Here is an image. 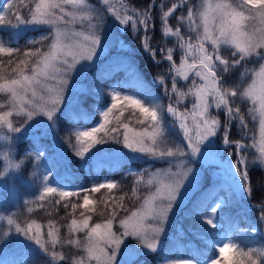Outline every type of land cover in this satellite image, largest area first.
Segmentation results:
<instances>
[{
  "label": "snow or ice",
  "instance_id": "6c2138e0",
  "mask_svg": "<svg viewBox=\"0 0 264 264\" xmlns=\"http://www.w3.org/2000/svg\"><path fill=\"white\" fill-rule=\"evenodd\" d=\"M99 3L107 6L105 12L114 17L119 25L126 27L131 23L134 31L142 26L145 33L143 47L145 51H152L147 41L150 39L148 36L150 27H155L152 22L157 0H150L143 12L125 8L123 16L118 9L110 5V0H99ZM0 8H2L0 25L6 23L12 27L48 25L51 29L48 35L41 36L39 41L33 42L40 43L46 47V50L37 48L35 51L24 52L25 57L36 58L30 69L26 60H20L13 69L16 73L14 78L0 77L3 81L0 82V93L7 95V102H0V128H6L13 134H27L35 125L43 128L44 133L58 132L57 121L60 118L58 113L63 111L65 93L73 92L72 82L76 74L89 69L115 39L105 30V16L90 3V0H28V2L4 0ZM181 8H186V15L176 16L175 13ZM24 9H27V16L24 15ZM159 11L162 34L176 37L179 47L184 50V56L180 58L179 64L174 62L173 48H167L163 56V59L173 62L170 67L173 73L171 92L176 94L175 101L170 103L166 110L179 121L182 142L168 146L158 105L145 107L140 100L131 96L121 97L118 92L112 93V104L106 111L100 113L103 121L97 127L89 130H73L65 136L64 139L69 147H74L72 137H75L76 145L79 146L76 155L83 156L89 148L106 142L104 137H107L109 132L116 133L111 139L116 143L122 142L124 148L130 149L133 153H143L166 161L168 164L165 169L142 170L139 174L135 171L131 172V175L137 177L132 187L133 195L137 194L138 186L141 184L148 190L147 194L141 197L143 203L137 210L127 212L125 209L126 214L121 217L117 209L113 208L103 223H91L92 216L81 211L82 219L70 221L68 225L70 233L84 234L82 240L64 241L76 245L83 253L79 260L73 259L71 264H137L133 259L127 262L121 261L118 256H136L138 247L156 252L162 237L166 234L171 214L180 197L190 190V185L193 189L199 183L200 178L195 171L194 162L196 160L202 162V158H207L208 154L215 158L214 138L219 137L226 148H233L228 152V156L234 158L235 165H230L229 170L232 175L239 178L243 192L251 196L248 162L244 150L255 145H248L241 139H233L229 133V126L233 120H236L247 135L246 115L252 116L255 120L256 113L259 112L260 131L264 136V0H201L199 6L191 4V0H180L179 3L166 6L161 0ZM9 16L14 17L15 24L8 19ZM170 18L176 20L174 29L169 27ZM257 19L262 27L249 31L250 22ZM77 23L85 30L75 31L70 28ZM65 41L71 42L65 43ZM222 46H228L230 49L227 54ZM17 51L19 50L0 45V53L11 55ZM152 55L155 59V52ZM82 61L88 63L85 65L81 63ZM249 64L253 66L249 67ZM20 65L24 67L21 68ZM234 71L238 73V79L228 84L225 74ZM189 72H194L200 83L193 80L187 91L182 92L177 85V77L188 80ZM158 82L164 83V77L159 76ZM189 95L195 98L190 113L194 125L191 128L188 124L189 114L175 106L181 103V96ZM248 102L251 103V107L245 114L243 106ZM212 107L224 109L226 119L223 123L211 115L209 109ZM129 108L138 110L140 117L150 118L153 131L134 132L128 123H124L121 118L124 117L125 109ZM114 110L119 112V115L115 116L119 125L109 128L111 124L109 116L114 114ZM132 115L134 116L135 113ZM13 116L19 119L14 122L10 119ZM40 117L46 118V122L38 119ZM131 118V116L125 117V119ZM136 122L144 124L145 120L137 118ZM121 127L124 129L122 141L118 138ZM98 133H104V137L97 138ZM18 138V136H0V139H7L9 144L13 139ZM146 139L150 144L146 145ZM36 143H39V138ZM260 153V162L264 164V140L260 145ZM25 155L34 158L38 167L39 162L46 156V151L37 148L34 157L30 151ZM3 158L9 161L8 154H4ZM23 163L24 160L21 159L19 162L9 161L5 164L4 169L0 171V187H6L4 180L18 172ZM33 175L37 174L33 173ZM51 175V171L43 175L45 186L38 199L44 200L51 194L58 195L61 200L77 195L72 191L47 186ZM145 176L148 177L147 180L144 179ZM115 187L116 184L109 182L82 191L95 193L100 189L111 190ZM120 199L124 198L120 197ZM27 203L26 200L25 204ZM93 203L88 195H84L79 207L87 208L91 212L93 209L88 206ZM222 206L221 202L215 203L210 214L203 217L204 223L212 228L217 227L214 216ZM120 207L122 208V205ZM254 207L259 209V220L264 222V203ZM71 208L77 209V204L73 203ZM28 211L31 212L32 209L29 208ZM5 219L9 230L4 231L0 237V246L6 247L10 242L12 236L10 229L14 226L17 237L34 243L43 253L50 255L52 261L63 262L68 259L55 250L49 251V243L53 249L61 243L58 237L59 229L54 228L52 222H49L47 239H44L35 221L21 226L11 217L0 216V220ZM34 225H36L35 231ZM248 227L253 233L258 231L256 224H250ZM128 244H131V247ZM234 247L231 243L223 244L218 249L220 257L209 259L204 264H221V260L223 264H244L243 260L235 259ZM259 255L264 256V251ZM0 264H21V262L15 260L9 262L5 259L0 260ZM23 264H27V261ZM176 264H194V262L177 261ZM251 264L255 262L252 261Z\"/></svg>",
  "mask_w": 264,
  "mask_h": 264
},
{
  "label": "trees",
  "instance_id": "16d2710c",
  "mask_svg": "<svg viewBox=\"0 0 264 264\" xmlns=\"http://www.w3.org/2000/svg\"><path fill=\"white\" fill-rule=\"evenodd\" d=\"M127 4L137 11L143 12L150 0H124ZM157 7L153 10V22L155 27H150L147 41L152 51H145L142 41L145 33L142 30L134 36L126 37L125 32L122 34V43L130 45L129 60L130 65L122 71V69L112 70L106 74L99 75V79L91 80V92L87 93L82 99L79 106L73 113H65L59 115L57 121L58 132H55L59 141V149L68 160L62 164L53 154L54 147L52 140L47 134H34L24 136L15 142L12 160L19 162L21 159L24 163L21 165L18 172L14 173L10 178V185L6 188L0 187V216L11 217L17 223H26L30 220L36 221L41 225V232L46 239V232L49 229V222H52L54 228L59 229L58 237L61 243L57 244L53 249L48 244L49 251L55 250L58 253L64 254L68 259L66 261H52L51 256L43 253L34 243L23 242L16 236L13 227H11L12 236L10 242L6 247L0 246V260L20 261L23 264H71V256L79 254V247L64 243V241L72 239L74 235L69 232L67 224L72 219H81L80 212L83 211L86 215L92 216L91 223L104 222L113 208L117 209L119 215L123 217L125 209L130 212L138 207L142 201V196L147 194V188L141 184L138 186L136 195L132 193V187L136 176L131 175L135 171L137 174L142 170L151 171L159 165L150 159H134L124 158L115 164L104 161L98 166H93L89 159V155L95 149L110 150L112 148L120 147V143H116L111 139L116 133L109 132L107 137L104 133H98L97 138L104 137V143L96 144L89 148L88 152L83 156H77L76 150L79 147L76 145L75 137H72V144L74 147H69L64 139L73 130H89L97 127L102 121L103 117L100 115L102 111H106L112 104V93L118 92L121 97L131 96L140 100L145 107L159 106V115L162 116L167 111V106L173 103L176 99V94L171 92V77L170 67L173 62L163 59L166 54V49L171 47L174 49V62L179 64L180 58L184 56V51L181 49L174 36H164L162 25L160 22L159 5L160 0H157ZM163 1V0H162ZM4 0H0V5ZM28 2V0H26ZM180 10V9H178ZM177 10V12H178ZM2 11V8H0ZM24 15L27 16V9L23 10ZM175 13L179 16L183 13ZM8 19L15 24L14 17L9 16ZM176 20L169 19V27L174 29ZM48 26H20L12 27L7 23L0 25V45L5 48L11 47L19 51L13 52L11 55L7 53H0V77L5 79L14 78L16 73L13 69L17 67L20 60H26L30 66L36 59L35 57H25L24 52L35 51L37 48L46 47L40 43H33L39 41L41 36H46L50 33ZM178 48V49H177ZM155 52V59L152 53ZM163 65L162 67L160 65ZM21 68L24 65H20ZM160 69H162L160 71ZM165 70V71H164ZM167 71V80L164 78V83L158 82V77L163 76ZM135 72L137 79H129L128 75ZM164 72V73H163ZM234 71L230 74H225L227 77L235 76ZM238 78V77H236ZM233 79L234 81L236 80ZM188 80L199 79L190 72ZM0 82H3L0 80ZM177 85L181 91L184 90L185 85L177 81ZM183 87V88H181ZM167 89V91H166ZM171 95V99H170ZM7 95L0 93V102H5ZM122 104V101L120 102ZM120 105H118L119 107ZM179 109L182 104H176ZM217 119L223 123L226 117L224 116V109H216ZM135 113L133 116L132 114ZM119 115L118 111L114 110V114H110L109 119L111 124L109 128L118 126L119 122L115 116ZM131 116V119L125 117ZM137 118L145 120L144 124L136 122ZM124 123H128L132 128H143L152 125L150 118L140 117V113L135 109H125L124 117L121 118ZM247 135H239L242 130L238 121L233 120L229 126V133L233 139H241L248 141L252 138L253 128L251 121L246 117ZM37 131V130H36ZM244 131V130H243ZM122 127L119 128V139L121 140ZM39 138V143H36ZM222 140L217 137L213 139V149L215 151V158L207 156L202 158L199 164L202 170L205 166L218 168L225 165L234 164L233 157L228 156V152L232 151V147L225 148L221 145ZM46 151V156L42 158L37 167V162L34 158L26 157V152H32L33 157L36 150ZM60 153V154H61ZM66 161V160H65ZM204 167V168H203ZM249 172V184L252 189L251 196H249L251 204H248L246 197L239 192H236L231 183L225 177L218 178L220 185L213 195L200 192L193 195L192 200L187 203L185 208L180 211L178 219L179 225L175 227L177 236L176 245L169 244L153 254H144L142 257L136 259L137 263L140 261L143 264H176L177 261H193L198 264H204L205 261L212 258H219V247L225 243H231L234 247V256L237 260H243L244 264H264V256L259 255L264 251V222L259 220V209L254 207L264 203V197L261 193L262 172L255 167L247 168ZM49 171L52 175L49 177L47 186L56 187L64 191H72L77 193L71 197H65L63 200L56 194L46 196L44 200L38 199L45 182L43 175ZM36 173L37 175H33ZM146 176L144 177V179ZM114 183L116 187L109 190L107 188L100 189L99 192H84V189H91L93 186L101 183ZM210 185L206 182L203 188ZM242 188V187H241ZM202 191V190H201ZM88 195L94 202L88 208L93 209L89 212L87 208L81 209L79 205L83 202V196ZM120 197L124 199L121 200ZM218 198L219 200H216ZM28 201L25 204V201ZM57 201H60L57 203ZM221 202L223 206L217 211L214 216L217 227L212 228L203 221V217L210 214L211 208L215 203ZM77 204V209L73 210L71 205ZM67 205V207H65ZM122 205V208L120 207ZM32 211L29 212L28 209ZM250 224H256L258 231L253 233L248 227ZM9 230L7 220H0V237L3 232ZM64 240V241H62ZM250 257V259H249ZM140 262L138 264H140ZM223 264V260H221Z\"/></svg>",
  "mask_w": 264,
  "mask_h": 264
},
{
  "label": "rangeland",
  "instance_id": "374dc122",
  "mask_svg": "<svg viewBox=\"0 0 264 264\" xmlns=\"http://www.w3.org/2000/svg\"><path fill=\"white\" fill-rule=\"evenodd\" d=\"M162 2L166 6H171L172 3H179L180 0H163ZM200 2H201V0H191V4H195L197 6H199ZM90 3L98 11H101V13L105 16V26H106L105 30L108 34L112 35L115 39L109 45V47L105 51V53L101 54L99 59H97L96 62L89 69H87L84 72L76 74V77L72 82L73 92H69V93L66 92L65 93L66 99L64 101V104L62 105L63 111L61 113H58V115H63L65 113H70V112L73 113L74 112V110L81 103L84 96L87 93L91 92V90L89 88V87H91V85H90L91 80H95V78L99 79L98 78L99 75L106 74L112 70L122 69V71H123V70H125L126 67H128L130 65L129 49H127L130 47V45L122 43V34L124 31L126 34V37L134 36L136 33L138 34L140 32V29H141V27H140L138 30L134 31L131 27V23H129L128 26H126V27L119 25L118 21H116L114 17H112L110 14H107L105 12V8L107 6H102L99 3V0H90ZM110 5L113 8L118 9L122 16L124 14L125 8L134 9V8L130 7L127 4V2L124 0H110ZM177 13H183L184 15H186V8H181L180 10H178ZM19 26L21 28H23V25H19ZM25 26L36 27V26H43V25H25ZM44 26H48V25H44ZM259 27H262V25L260 24L258 19L251 21L250 25H249V31H252L254 28H259ZM70 28L72 30H75V31L85 30V29L81 28V25L79 23H77L75 25H71ZM49 29H50V27H49ZM186 39H187V36H186ZM70 42L71 41H65V43H70ZM222 47L224 48L225 53L227 54V52L230 50L228 48V46H222ZM189 59H191V58H189ZM81 63L86 65L88 62L82 61ZM79 66L80 65H78V67ZM160 66L162 67L163 65L161 64ZM248 66L252 67L253 65L249 64ZM161 70L162 69H160V71ZM242 70L243 69H241V71ZM28 74H30V71L28 72ZM169 75L172 79L173 73H170ZM193 75L195 76L194 72H193ZM189 76H190V72L188 73V77ZM128 77H129V79H132V80L137 79V74L135 72H133L130 75H128ZM163 77L165 78V80H167V71L164 73ZM236 77H238V73L235 76H229L228 77V84H232V83L236 82L238 79ZM235 78H236V80L234 81L233 79H235ZM177 81L181 82L182 86L185 85V88L183 91H187L188 86L192 83L191 80H182L179 77H177ZM49 83H51V82H49ZM181 88H183V87H181ZM82 90H84V91H82ZM180 100H181V104H182V108L180 110L182 112L186 111L187 114H189L188 124L191 128L194 125H193V119H192L190 113L192 110V105L195 103V98H194V96H191V95H189L187 97L181 96ZM6 102H7V99L4 103H6ZM249 107H251L250 102H248L247 105L243 106V112L245 114H247ZM209 112L211 113L212 116L217 117V114L215 112V107L210 108ZM246 117L248 120L251 121L253 133H252V138H250L248 141H245V142L242 141V142H244L248 145L254 144L255 147L245 148L244 156L248 162L247 168L255 167V168H258L262 172L263 177H262V182H261V193L264 197V164H261V162H260V157H261L260 145H261L262 140H264V136L261 135V131H260L259 112L256 113V119L255 120L250 115H246ZM10 119H12L15 122L19 119V117L13 116ZM38 119L44 120L46 122V118L40 117ZM161 121H162V126L165 130V138L168 141V146H172L174 143L182 142V134H181L180 129H179V121H177V119L175 117H173L171 114H169L167 111L162 116ZM130 128L134 132H141V131H145V130H147L149 132L153 131L151 125L149 127H143L140 129L139 128L138 129L132 128V127H130ZM34 134H47L50 137V139L52 140V144L54 147L53 154L55 155V157L62 164H64L65 162L68 163V160L65 157L63 158V154L60 152V149H59L60 144H59V141H58L55 133H52V132L44 133L43 128L37 127L35 125L29 130V132L27 134H13V133H9L6 128H0V136H4V137L18 136L19 137L18 139H13L11 141V144H9V141L7 139H0V171H2L4 169L5 164L8 163L9 161L15 162L12 160V152H13L15 142L18 141L19 139L23 138L24 136H30V135H34ZM123 135H124V129L122 128L121 141L123 140ZM130 135H131V133H130ZM239 135H242V136L245 135L244 131L241 130L239 132ZM145 143H146V145L150 144V142L147 141V139L145 140ZM120 144H121V146L117 147L116 149L112 148L110 150H104L103 148H101V149L97 148L89 155L88 160L90 161V163L93 166H98L104 161H108V162H111V164H115L116 162H118L124 158L150 159V160H153L155 163H158V165H159L157 168H155L151 171H155L156 169H165L168 167V164L166 161L158 160L156 158H153V157L146 155V154H143V153H133L130 149L124 148L122 142ZM221 145L223 147H225L222 142H221ZM163 146L164 145H161V147H163ZM4 154H8L9 161L4 160V158H3ZM207 156H211V155L208 154ZM200 162H201L200 160H196L194 162L195 171L197 172V174L200 178L199 183L193 189H191L192 186L190 185L189 186L190 190H187L180 197L179 203L174 207V210L171 214L170 220H169L168 225H167L166 234L162 237V242L160 243L158 250L156 252H158L159 250H162L165 247H169V244L173 245L174 241H175L176 245L179 244V242L176 240L177 236H176V233L174 230H175V227L179 225L178 216H179L180 211L183 210L185 208V206L187 205V203H189L192 200L193 195H196L200 192L213 195L216 192V189L218 188V186L220 185V180H218V178H220V177L224 178L225 177L226 179H228V182L231 183L232 188L236 192L243 194L246 197L247 203L251 204L250 199H249V194L244 193L241 186L239 185V178L232 175L231 171L229 170V166L230 165L234 166V164L226 163L225 165H229V166H221V167L218 166V168L210 167L208 165V166H205V168L203 167L204 170H202V168L200 167L201 165L199 164ZM13 175H14V173L9 175L7 177V179L4 180L3 183L6 187L10 185L9 180H10L11 176H13ZM147 178L148 177L146 176L145 180H147ZM207 181L210 182V185L207 186L206 188H203L204 184ZM6 187H4V188H6ZM153 191H155V189H153ZM216 200H219V199L216 198ZM142 203H143V200L140 202L138 207L135 208L134 210H137L138 208H140ZM134 210H132V211H134ZM77 220H80V219H77ZM32 221H34V220H30L26 223H21V226H26L28 223H31ZM97 223H103V222H97ZM69 224H70V222L67 224V226ZM36 225H38L40 227V230H41V225L38 224L37 222H36ZM36 225H34V229H33L34 231H35ZM13 230L15 232L14 226H13ZM48 231H49V229L47 230V232ZM47 232H46V239H47ZM83 236H84L83 233H77L74 235V237L72 239L82 240ZM19 238L23 242H28V241L23 240L22 237H19ZM62 241H64V240H62ZM49 244H50V246H52L51 243H49ZM128 246L131 247V244H128ZM153 253L154 252L147 251V250H144V249L138 247L136 256H132V257L118 256V259H120L121 261L124 260L125 262H127L129 259L136 260L137 258L142 257L144 254L150 255ZM81 255H83V253H82L81 249L79 248V254L76 257L71 256V259L72 260L73 259L79 260ZM140 264H143V263L140 262Z\"/></svg>",
  "mask_w": 264,
  "mask_h": 264
}]
</instances>
